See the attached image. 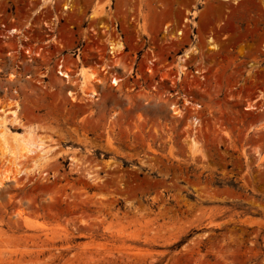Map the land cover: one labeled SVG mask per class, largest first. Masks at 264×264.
I'll list each match as a JSON object with an SVG mask.
<instances>
[{
  "label": "rangeland",
  "instance_id": "1",
  "mask_svg": "<svg viewBox=\"0 0 264 264\" xmlns=\"http://www.w3.org/2000/svg\"><path fill=\"white\" fill-rule=\"evenodd\" d=\"M68 2L53 0L54 10L62 12ZM51 4L0 0V21L19 37L30 34L39 28L38 12ZM137 4L155 25L163 6L164 18L194 12L210 13L216 26L226 21L223 31L231 35L218 40L221 56H210L213 49L203 41L198 61L205 80L193 105L171 98L164 81L156 90L131 93L104 80L92 101L74 86L81 97L75 102L53 75L47 90L36 88L26 78L34 69H18L24 58L19 37L0 38V109L15 110L17 102L25 126L58 147L46 166L23 160L15 167L4 164L0 145V173L14 177L0 189V264H264V0ZM108 5L100 0L93 16H105ZM101 22L107 19L88 24L97 29ZM86 25L74 22V41ZM163 41L159 33L152 43L162 78L164 60L175 63L180 54H164ZM141 42L145 52L151 43ZM108 51L104 43L98 63L106 67L113 62ZM252 73L260 74L259 82L250 81ZM173 105H182L183 113Z\"/></svg>",
  "mask_w": 264,
  "mask_h": 264
},
{
  "label": "built area",
  "instance_id": "2",
  "mask_svg": "<svg viewBox=\"0 0 264 264\" xmlns=\"http://www.w3.org/2000/svg\"><path fill=\"white\" fill-rule=\"evenodd\" d=\"M78 1L73 0L67 5L69 10L63 9L61 12L54 10L55 3L52 0L48 12L43 9L38 12L42 17L39 28L36 29L34 26L30 34L20 37L16 33L11 34L12 30H17L14 26H9V22L0 21V38L8 41L16 35L22 42L19 44V49L24 58L20 61L18 69L24 71L26 65L32 67L35 72V76L26 74L27 80L33 78L36 88L47 90L53 75L61 82L67 98L73 97L75 102L81 97L75 95L73 83L77 80L78 69L83 66L90 70L96 67L98 80L102 83L105 80L117 91L132 93L145 87L156 90L164 81V86L170 89L168 94L171 98L182 101L184 105H193L194 90L199 87L201 81L205 80L198 61L206 52L202 45L203 41L211 42L208 48H211V45L214 47L213 50L208 49L209 55L218 57L224 53L221 41H226L231 35L228 31H223L226 21L216 26L210 13L201 16L200 13L195 15L192 12L191 16L189 14L188 18L182 20L169 16L164 18L163 6L158 10L156 16L159 20L155 25L153 18L145 17V13L139 11L137 0H109V5L104 8L105 16L101 17H94L92 11L94 6L99 5L100 0H93L90 8L87 7V0H81V5ZM86 8L82 17H77L80 10ZM103 18L107 19V23L101 22L97 29L93 28L92 24H88ZM74 22L87 23L83 28L84 33L76 41H74L75 36L71 34L75 27ZM61 25H66L63 29L64 33ZM39 32L43 33L42 40H39ZM159 33L164 36V54L170 56L174 50L180 52L175 63L164 60V78L158 77L159 57L152 44L154 36ZM25 41H31L33 47L25 45ZM141 41L151 43V46L146 47L145 52H142L144 43ZM79 43L84 47H76ZM104 43L108 45L109 60L117 66L112 69L104 67L99 72L98 66H105L104 63H98L103 58L101 50ZM117 43L121 45V50H110L109 44ZM187 50L191 53L186 58L184 54ZM179 59H182L181 63ZM140 66L142 71L139 70ZM256 74L259 76L254 77ZM249 77L252 83L260 81L259 73H252ZM102 87L103 84L95 87L98 94L96 100L101 95ZM171 107H176L175 109L182 113L184 111L182 105Z\"/></svg>",
  "mask_w": 264,
  "mask_h": 264
},
{
  "label": "bare ground",
  "instance_id": "3",
  "mask_svg": "<svg viewBox=\"0 0 264 264\" xmlns=\"http://www.w3.org/2000/svg\"><path fill=\"white\" fill-rule=\"evenodd\" d=\"M66 1L68 2L71 0H66ZM50 2H52V0H41V3L43 6L44 4L46 5L49 4ZM42 7L40 6L39 9H41ZM66 9H69V7H66ZM99 16L101 17L102 14H100ZM14 33H17V30L11 31V34H14ZM209 43L211 42L209 41ZM211 48L214 49L212 45H211ZM110 49L113 51L121 50V45L118 43L115 46L111 47ZM188 52L189 54L191 53V51L187 50L184 56L185 55L187 56L186 53ZM112 65H114L112 68H115L117 66L116 64H114V62L110 61V64H108L107 67L105 66V68L106 69L110 68ZM101 68L103 69V66ZM97 73H98L97 71L88 70L87 68H84V67L79 68L78 73H77L78 81H76V83H73L74 86H77L78 93L82 94L85 98L90 99V100L95 99L98 96V94L95 93L93 90L94 84H98V83L100 85L102 84V81L98 80L99 76H97ZM13 107L15 110L0 109V145L2 146L1 158L4 159V164H11L15 167H20L23 160H29L35 165H38L37 164L38 162H39V165H43V166L48 165L49 161H51L49 153L51 152V150H56L58 148L57 145H54V147H51L49 145L50 142L45 141L44 139H42V137L40 138L37 135L40 129L38 130L37 127L35 126L30 127L27 125L25 126V124L22 122V120L17 114L19 110V105L17 104V102H15V105H13ZM251 109H254V108L252 107ZM180 112L175 111L177 115ZM8 115H11L10 120L7 118ZM179 116H182V115L179 114ZM9 124L17 126L20 130H22V134H16V132L13 133L10 129L7 128ZM197 146L198 145L195 139L192 138L190 148L195 149L197 148ZM21 173L23 174V172L20 171L18 175H20ZM9 174L10 173H8L7 171L3 174L0 173V189L5 186V183L14 181V177H11ZM88 176L89 178H93L91 174H88Z\"/></svg>",
  "mask_w": 264,
  "mask_h": 264
}]
</instances>
